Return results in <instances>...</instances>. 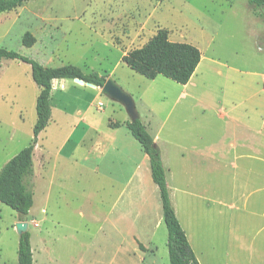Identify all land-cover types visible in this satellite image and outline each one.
Segmentation results:
<instances>
[{"label":"rangeland","instance_id":"rangeland-1","mask_svg":"<svg viewBox=\"0 0 264 264\" xmlns=\"http://www.w3.org/2000/svg\"><path fill=\"white\" fill-rule=\"evenodd\" d=\"M159 30L201 53L186 88L163 77L148 80L122 62ZM25 33L35 39L30 48L22 45ZM0 48L45 67L71 64L112 78L134 99L140 121L157 141L171 198L201 263L264 264V151L262 163H252L237 159L241 149L228 145L232 139H264L260 9L247 0H24L0 14ZM38 92L29 65L0 61V169L32 139ZM50 104L57 124L41 138L53 155L71 125L78 126L60 157L72 152L78 158L92 144L95 133L77 119L101 130H113L109 123H117L128 133L124 108L99 88L74 80L51 83ZM79 138L82 145L74 147ZM207 143H214V158L221 163L205 176V193L194 195L191 187L182 193L190 176L176 172L179 153ZM52 163L56 169L40 183L26 217L0 204V264H17L19 235L26 231L33 264H141L133 257L131 226L120 228L123 238L114 257L117 242L107 222L119 191L111 185L113 169L104 166L100 174L87 170L79 177L61 161ZM153 197L160 208L158 191ZM145 214L153 223L150 244L142 236L150 256L142 264H169L162 212L152 206ZM17 223L24 230L18 231Z\"/></svg>","mask_w":264,"mask_h":264},{"label":"trees","instance_id":"trees-1","mask_svg":"<svg viewBox=\"0 0 264 264\" xmlns=\"http://www.w3.org/2000/svg\"><path fill=\"white\" fill-rule=\"evenodd\" d=\"M247 1L250 6L260 9L264 18V0ZM23 2L24 0H0V14L12 11ZM34 43V37L25 33L22 45L30 48ZM3 60L29 65L31 78L39 89L35 102L36 121L32 129V139L29 145L16 153L0 169V204L9 207L20 217H26L33 206L34 147L38 135L47 127L51 118L52 81L80 79L84 83L101 88L107 78L97 73H84L79 67L71 64L45 67L33 59L0 48V61ZM122 62L131 71L148 80L163 77L185 86L201 62V53L193 45L170 41L167 31L159 30L145 45L124 54ZM109 127L116 129L120 125L109 123ZM126 128L149 159L151 179L158 188L162 219L167 230L169 264H199L172 207L160 149L140 119L128 122ZM138 247L145 251L141 244ZM17 264H33L28 231L19 235Z\"/></svg>","mask_w":264,"mask_h":264},{"label":"crops","instance_id":"crops-1","mask_svg":"<svg viewBox=\"0 0 264 264\" xmlns=\"http://www.w3.org/2000/svg\"><path fill=\"white\" fill-rule=\"evenodd\" d=\"M195 74V73H194ZM194 76V75H193ZM192 79V78H191ZM66 80H54L52 83H65ZM190 82V81H189ZM97 88V87H96ZM100 89V88H99ZM80 112L77 111L76 115H79ZM83 122L85 125H88L87 131H92L95 133V139L92 144L88 147V149L84 150L80 157H75L72 152L68 155H64L60 157L63 149L70 143L72 136L76 132V125H71L67 128L66 132H64L62 138L59 142V147L55 154L48 151L45 147V141L42 140L43 133H46V129L49 128L51 124L56 126V121L53 119V110L51 108V118L47 125V127L38 135L37 142L33 151V204L35 194L37 190L40 189V183H44L47 178H49V173L54 166L52 163V159L61 161L63 167H68L69 169L74 171L81 177L85 171L90 170L93 174H100L101 168L104 166H110L113 169V172L110 173L111 178H113L112 187L116 186L119 191L118 196L116 198V202L112 205V209L108 218V224L110 226V234L115 236L117 245L115 251V258H118L119 247H120V238H123V233L120 228L123 226L133 227L135 238L132 239L133 242V257H138L141 261L145 258H150L148 254L146 255V251H141L138 247L139 244L143 246L144 249L149 247L147 244H144V240H142V236L147 238L148 244H150V238L148 234V226H152L153 221L149 220L146 216V212L154 206V208L158 209V212L161 211L157 204V198L154 199L153 194L158 191L157 186L152 182L150 175V165L149 159L144 154L139 143L131 136L129 130L128 133L120 130L121 128L116 129H96L92 125V123H88L86 120L77 119V122ZM76 122V123H77ZM130 122V121H129ZM46 136V134H44ZM154 142L156 141L155 137H152ZM47 140L46 137H44ZM83 143L82 138H79L78 142L74 145V147L81 146ZM156 145L157 141H156ZM229 148H234L238 146L241 149V152L236 153L237 159H245L249 160L252 163H262L259 158L263 153L264 147V139L254 138V139H241V140H230L228 142ZM159 148V146H158ZM182 148V147H181ZM160 149V148H159ZM245 150V151H244ZM244 151V152H243ZM189 157L186 159V155ZM248 152L247 154H245ZM36 154L38 155L36 157ZM161 154V150H160ZM215 154V145L214 143L206 144V148H199V146H191L190 150L182 149L179 153V157L176 160V172L178 174L186 177L190 176V185L184 184L183 188L179 191L182 193L189 194L187 190L191 187L194 191H191L194 195L203 194L205 191L203 188L207 186L206 184V175L212 174L216 168V164L218 165L219 159L216 161L214 158ZM35 157L37 161H35ZM197 159V162L194 161ZM162 164L164 167L163 157L161 155ZM259 160V161H257ZM183 163V164H182ZM219 163H221L219 161ZM165 169V168H164ZM184 169V172H183ZM166 173V170H165ZM248 175H253L251 170H248ZM256 175V174H255ZM201 180H205V183ZM167 183V177H166ZM114 185V186H113ZM156 187V188H155ZM169 188V185L167 184ZM200 187V188H199ZM181 188V187H180ZM154 189V191H153ZM157 189V190H156ZM178 188L174 189L177 190ZM169 190V189H168ZM196 192V194H195ZM191 194V193H190ZM159 195V192H158ZM170 195V191H169ZM192 195V194H191ZM157 197V196H156ZM170 200L172 203V207L176 214V217L185 231L186 237L190 244L191 249L193 250L198 263L202 264L199 260L197 253L194 251L191 246L189 235H187L186 229L179 217L178 210L174 206L173 200L170 195ZM137 211V212H135ZM42 212L44 210L42 209ZM121 216V217H120ZM137 231V234H136ZM145 241V242H146ZM142 255L144 258L142 259Z\"/></svg>","mask_w":264,"mask_h":264},{"label":"water","instance_id":"water-1","mask_svg":"<svg viewBox=\"0 0 264 264\" xmlns=\"http://www.w3.org/2000/svg\"><path fill=\"white\" fill-rule=\"evenodd\" d=\"M74 82L79 85H86L91 88H96L94 85L84 83L80 79H74ZM100 94L106 96L111 101L120 104L129 117L130 122L140 119L136 110L134 99L126 93L112 78H107L103 86L100 88ZM16 228L18 231L24 230L25 226L22 223H17Z\"/></svg>","mask_w":264,"mask_h":264},{"label":"bare ground","instance_id":"bare-ground-1","mask_svg":"<svg viewBox=\"0 0 264 264\" xmlns=\"http://www.w3.org/2000/svg\"><path fill=\"white\" fill-rule=\"evenodd\" d=\"M196 71H197V70H196ZM195 74H196V72H195ZM195 74H194V76H195ZM192 78H193V77H192ZM191 80H192V79H191ZM191 80H190V81H191ZM186 87H187V86H185V88H186Z\"/></svg>","mask_w":264,"mask_h":264}]
</instances>
